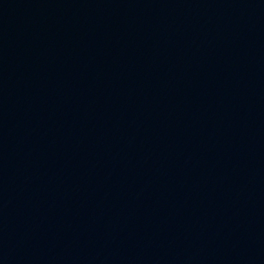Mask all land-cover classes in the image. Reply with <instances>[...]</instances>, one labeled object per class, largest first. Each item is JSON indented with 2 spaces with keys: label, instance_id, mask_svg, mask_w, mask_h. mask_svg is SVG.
I'll use <instances>...</instances> for the list:
<instances>
[{
  "label": "water",
  "instance_id": "95a60500",
  "mask_svg": "<svg viewBox=\"0 0 264 264\" xmlns=\"http://www.w3.org/2000/svg\"><path fill=\"white\" fill-rule=\"evenodd\" d=\"M0 264H264V0H0Z\"/></svg>",
  "mask_w": 264,
  "mask_h": 264
}]
</instances>
